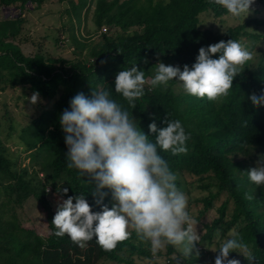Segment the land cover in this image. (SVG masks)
<instances>
[{"label":"trees","instance_id":"obj_1","mask_svg":"<svg viewBox=\"0 0 264 264\" xmlns=\"http://www.w3.org/2000/svg\"><path fill=\"white\" fill-rule=\"evenodd\" d=\"M92 23L98 31L96 42L84 43L71 37L72 50L77 55L82 49L87 59L64 60L40 52L24 55L13 41L21 33L19 17L25 4H41V0H0V10L15 9L19 15L11 20L0 18V91L21 88L30 97L39 93V100L49 103L20 129L18 140L27 164L16 161L0 139V264H132L131 257L151 259L150 241L140 239L129 228L130 237L118 242L115 249L104 250L93 238L84 247L78 246L65 234L57 237L52 224L54 213L45 199V189L58 198L83 195L94 212L113 204L112 194L101 205L96 204L95 182L88 174L81 177L78 170L69 168L65 133L59 117L78 93L91 98L92 92L107 90L129 112L138 127L149 134L148 125L166 127L169 121L179 120L189 136L187 151L173 155L171 151L158 154L182 183L196 182L208 191L202 197V209L208 210L212 201L224 195L217 209V217L206 227L205 239L214 230L220 236L235 231L255 256L256 264H264V185L257 186L248 178L252 163L264 159V106L254 107L249 99L253 93L264 91V49L256 51L233 80L226 97L216 101L190 96L177 80L153 87L157 63L190 69L196 62L199 49L229 39L240 41L251 38L264 42V34L250 33L247 27L264 30V18H248L241 24L227 28L221 34L198 26V17L208 12L218 18L227 14L212 0H92ZM264 9V0H255ZM78 20L87 0L69 2ZM114 29L106 35L99 29ZM56 49L59 42H56ZM212 58H218V54ZM92 60V62H91ZM136 64L149 81L144 85V96L135 100V108L115 92L116 75ZM39 104V103H38ZM10 129V128H9ZM150 140L155 142L154 134ZM67 188L66 195H62ZM213 188V192L209 189ZM247 195H253L249 200ZM33 199L44 214L46 235L37 234L18 220L17 210ZM75 203V200L73 201ZM55 208L57 210V205ZM230 206L229 214L226 213ZM232 238V237H231ZM230 238V239H231ZM166 264H212L209 255L193 249L186 257L173 245H166ZM198 253V255H197ZM219 255V254H218ZM152 256V257H151ZM173 256V257H172ZM241 264H248L246 257Z\"/></svg>","mask_w":264,"mask_h":264},{"label":"clouds","instance_id":"obj_2","mask_svg":"<svg viewBox=\"0 0 264 264\" xmlns=\"http://www.w3.org/2000/svg\"><path fill=\"white\" fill-rule=\"evenodd\" d=\"M233 17L249 15L255 0H212ZM218 54V58L213 56ZM254 58L240 42L229 39L207 48L201 47L191 69L157 63L156 74L150 83L153 87L167 85L177 80L190 96L219 100L228 95L234 78L243 66ZM148 83L145 73L136 64L120 71L115 78V92L126 99L132 108L134 101L144 96ZM254 107L264 106V91L249 97ZM39 93L34 92L29 103L35 105ZM68 149L69 168L78 170L81 177L91 176L95 182L93 197L101 205L112 194L114 203L104 205L94 212L83 195L69 196L57 205L52 224L58 229L54 235L65 234L78 246L84 247L93 238L106 251L114 250L118 242L130 237L129 228L136 235L150 241L151 251L156 254L166 245L183 246V254L189 257L200 236L194 228L196 221L188 214L187 197L176 186L177 176L167 162L158 154L171 151L173 155L187 151L189 136L179 120L166 121V127L157 128L155 122L148 125L146 135L132 115L110 98L107 90L92 92L91 98L78 93L59 117ZM154 134L155 142L150 140ZM249 180L257 186L264 185V161L247 171ZM68 189L62 191L66 195ZM249 200L253 195H247ZM75 200V203L73 202ZM231 239L219 249L214 264H241L229 253L239 249L248 264H256L255 256L232 231ZM198 255V253H197Z\"/></svg>","mask_w":264,"mask_h":264},{"label":"rangeland","instance_id":"obj_3","mask_svg":"<svg viewBox=\"0 0 264 264\" xmlns=\"http://www.w3.org/2000/svg\"><path fill=\"white\" fill-rule=\"evenodd\" d=\"M76 3V0H41L40 5L33 2L25 4L21 11L20 18L22 19L21 33L13 43L17 44L24 55H33L35 52H40L52 58H62L64 60L72 59H87L88 53L82 49L81 54L77 55L75 50H72L71 37L77 40L84 41V43L96 42L98 40V31L92 23V7L93 1L87 0L88 9H83L80 13L79 19H75L74 12L69 2ZM109 1V0H108ZM198 26L204 29H211L212 31L221 34L227 28H232L241 24L248 18H264L263 7L254 2L251 6L250 14H242L240 17H233L229 13L218 18L212 17L208 12H203L198 17ZM246 30L250 33L264 34L261 28H254L249 26ZM114 29H106L102 27L99 29L100 33L109 35L113 33ZM56 42H59V47L56 49ZM248 51L256 55V51L264 49V42L254 40L251 38L241 39L239 41ZM252 59V62H253ZM92 62V60H91ZM148 81V80H146ZM149 83V81H148ZM146 83L145 85H147ZM30 95L22 90L16 88L13 90L4 89L0 91V139L7 147L8 152L16 157V161L23 165L27 164L25 153L21 152V143L18 140V133L29 120L39 114L41 107L49 108V103L38 100L33 105L29 103ZM39 103V104H38ZM40 105V106H39ZM10 128V129H9ZM264 161V159L259 160ZM257 161L252 163V166L257 165ZM178 178L180 185L181 178ZM198 183L192 182L179 186V190L187 197L188 214L196 221L194 228L197 230L200 239L194 245L200 247L209 255L207 262L214 264L216 256L219 254V249L222 244L231 238L230 233L227 232L220 236V230H214L211 233L210 239H205L206 227L217 217V209L224 201V195L215 198L211 207L203 211L201 199L206 196L208 191L198 187ZM214 189L210 188L209 192ZM45 199L47 200L51 211L55 214V204L62 202V198H58V194L51 191L49 187L45 189ZM114 203V202H113ZM230 206H227L226 213L229 214ZM18 220L24 227L32 228L37 234L46 235L44 214L41 207L31 198H29L20 210H17ZM176 252L183 253V246H174ZM199 251V250H198ZM152 257V256H151ZM173 257V256H172ZM243 253L237 249L235 252L229 253V259L235 258L240 260ZM132 264H166L167 256L165 248L159 250L151 259H139L138 257H131ZM99 264H113V263H99Z\"/></svg>","mask_w":264,"mask_h":264},{"label":"built area","instance_id":"obj_4","mask_svg":"<svg viewBox=\"0 0 264 264\" xmlns=\"http://www.w3.org/2000/svg\"><path fill=\"white\" fill-rule=\"evenodd\" d=\"M28 5V4H27ZM19 15V12L15 9H8V8H4L0 10V18L1 19H7V20H11L16 18ZM197 250H201L203 253V249L200 247H197Z\"/></svg>","mask_w":264,"mask_h":264}]
</instances>
